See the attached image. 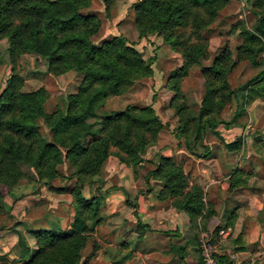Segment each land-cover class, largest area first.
Segmentation results:
<instances>
[{
    "label": "trees",
    "instance_id": "1",
    "mask_svg": "<svg viewBox=\"0 0 264 264\" xmlns=\"http://www.w3.org/2000/svg\"><path fill=\"white\" fill-rule=\"evenodd\" d=\"M115 1H105L107 12ZM226 3V0H140L135 4L136 26L141 38L159 33L167 40L172 39L176 47H183L186 62L176 73L181 77L198 64L200 48L194 43L190 45L189 39L175 38L174 33L188 28L193 20L200 28L205 18L209 22L215 19ZM256 3L262 8L257 29L242 31L244 44L240 51L260 66L264 65V58L259 59L264 55V0H256ZM90 5L91 0H0V39L8 40L13 61L23 54L34 53L46 59L55 74L75 71L84 75L79 92L69 97L66 108L51 114L44 111V92H21L16 77L0 95V186L16 185L23 177L18 164L27 162L37 171L38 180L53 188L52 182L59 175L56 167L63 163V155L72 162L73 176L80 182L77 189L72 190L75 215L71 230L51 228L36 233V250L31 254L27 247L21 252L22 262L13 264H81L82 253L101 221V200L98 195L82 196L80 189L101 173L113 152L121 162L131 166L142 164L147 147L152 146L165 128L152 106H129L120 113L99 115L106 98L120 96L136 81L153 76V69L124 39L115 38L101 45L92 41L101 29V21L94 14H83ZM229 58L227 51L206 70L209 75L207 94L198 117L189 115V121L180 120L178 135L185 139L189 152L195 157L209 155L202 143L206 129L222 123L214 116L215 107L220 110L236 93L229 92L228 74L232 70V66H227ZM168 87L181 93L178 80ZM239 90L254 93L252 101H264V71ZM177 107L180 112L185 108L184 105ZM92 119L95 121L91 122ZM44 124L52 133L51 141L41 134ZM152 163L157 166L148 172L146 180L160 183L161 200L186 212L195 223L209 214L203 189L191 185L182 165L160 154L155 155ZM237 174L233 189L245 186L251 176L243 170ZM4 206L0 192V214ZM236 218L234 212L233 221ZM3 230L0 224V233ZM19 236L24 240L22 234Z\"/></svg>",
    "mask_w": 264,
    "mask_h": 264
},
{
    "label": "rangeland",
    "instance_id": "2",
    "mask_svg": "<svg viewBox=\"0 0 264 264\" xmlns=\"http://www.w3.org/2000/svg\"><path fill=\"white\" fill-rule=\"evenodd\" d=\"M105 1L91 0L90 7L83 11V14L96 15L101 21V29L92 41L101 45L115 38L124 39L140 52L146 63L152 65L153 76L136 81L127 92L120 96L106 98L98 113L100 116L110 115L120 113L129 106L137 108L152 106L165 124V128L152 146L147 147V153L142 156L144 159L142 164L131 166L126 162H121L113 152L103 165L101 173L95 176L91 183L88 181L80 189L82 196L91 198L93 195H98L101 200L99 217L101 221L98 228L102 226L99 231L103 239H105L106 231L104 218H106L107 193L116 190L126 192L122 184L124 181H128V185L134 188L143 186L144 180L147 181L148 172L157 166L152 162L145 164L148 156L163 155L162 153H169L176 148H184L188 154L190 153L185 139L178 135L180 120L186 118L189 121V115L198 117L207 94L209 75L206 70L227 51L230 52L227 66H232L228 74L229 92L236 93L232 94L231 100L223 108L219 110L218 106L215 107L214 116L222 123H217L215 128H207L202 143L204 145L205 141L210 140L225 141L227 140L225 135H228V140L237 139L238 135L242 137L244 133L247 137L250 131V140L255 141V136L258 135L257 138L264 141V116L260 122H255L252 116L251 109L254 108H252L254 101L251 98L254 93L251 94L250 90H239L242 85L258 77L264 71V65L253 64L240 51L244 44L242 31L257 29L262 8L256 0H226L225 7L219 11L215 19L209 22L205 18L204 25L200 28L193 20L188 28L179 29L174 33L175 38L180 37L182 41L189 39V44L194 43L200 48L198 64L191 66L186 75L181 77L176 73L186 62L182 54V46L176 47L172 39L167 40L159 33L141 38L136 26L135 8V4L140 0H116L108 12ZM9 47L8 40L0 39V95L8 87L9 81L16 77L20 83L21 92H44L45 112L51 114L65 109L69 97L79 92L84 75L75 71L55 74L50 70L47 60L34 53L23 54L13 61ZM263 58L264 55L261 54L259 59ZM176 80L180 85V94L168 87V84ZM180 105L185 106L182 112L177 107ZM169 108L172 111H169ZM263 108L264 101L262 100L257 110H263ZM236 120L238 125L235 126ZM93 121L95 119L91 120ZM225 127L231 130L221 133ZM244 127L245 131L242 132ZM238 128L239 131H237ZM41 134L46 140L51 141L52 133L45 124L41 129ZM88 142L87 139L85 143ZM198 147L204 155L201 144H198ZM179 164L184 167L189 178V159L187 162L184 160V165ZM18 166L23 172V177L16 185L3 184L0 186L5 203L4 210L0 214V224L4 227L0 233V264H13L21 261V252L29 245L27 239L24 237V240H20L19 235L27 232L29 228L39 229L40 225L48 226L50 223L52 228L68 229L75 215L72 190L77 189L76 185H80V182L73 176L75 170L66 155H63V163L56 167L59 175L52 182L53 188L44 186V182L38 180L37 171L27 162H21ZM118 216H121L118 219L122 220V213ZM89 225L93 227V223L89 222ZM33 237L28 233L29 242L31 241L35 246L36 238ZM102 238H99L100 241L94 240L93 237L90 239L87 249L82 253L84 260L81 264L107 263L105 257H99L103 255L104 250L102 249L105 247V240L101 241ZM100 247L102 248L99 249ZM100 251L101 254L98 255Z\"/></svg>",
    "mask_w": 264,
    "mask_h": 264
},
{
    "label": "crops",
    "instance_id": "3",
    "mask_svg": "<svg viewBox=\"0 0 264 264\" xmlns=\"http://www.w3.org/2000/svg\"><path fill=\"white\" fill-rule=\"evenodd\" d=\"M261 101L255 100L252 104L255 122H260L264 116V108L257 110ZM230 130L225 127L221 133ZM241 131L244 132L245 127ZM250 132L247 137L244 133L237 139L228 140L225 135V141H205L209 150L205 157H195L184 148L162 153L178 164L184 165V160L189 159L190 183L203 189L209 209V214L197 223L186 212L159 198L161 185L155 180L149 183L144 180L139 188L124 181L126 192L107 193L105 239L100 236L102 226L98 228L97 225L92 235L94 240H105L103 255L99 257H105L106 264H205L198 248V237L203 229L217 239L225 263L264 264V141L259 140L258 135L255 141L250 140ZM153 158L148 156L145 164L151 163ZM240 170L251 176L245 186L233 189V179ZM234 212L237 213L235 221L232 219ZM119 213H122V220L118 219L121 218ZM33 228L26 230L31 237L52 227L49 223L48 226L40 225L39 229ZM56 228L67 231L71 230V225L68 229ZM217 228H221L220 231L216 232ZM222 230H228L229 235L220 236ZM27 232L22 235L32 254L37 246L29 242Z\"/></svg>",
    "mask_w": 264,
    "mask_h": 264
},
{
    "label": "built area",
    "instance_id": "4",
    "mask_svg": "<svg viewBox=\"0 0 264 264\" xmlns=\"http://www.w3.org/2000/svg\"><path fill=\"white\" fill-rule=\"evenodd\" d=\"M228 230H222L220 236H228ZM198 248L205 264H227L222 261V253L218 248L217 239L209 231L201 229Z\"/></svg>",
    "mask_w": 264,
    "mask_h": 264
}]
</instances>
